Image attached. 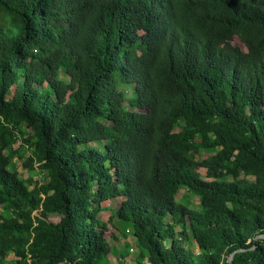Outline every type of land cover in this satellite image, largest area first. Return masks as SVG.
Wrapping results in <instances>:
<instances>
[{"label": "trees", "instance_id": "1", "mask_svg": "<svg viewBox=\"0 0 264 264\" xmlns=\"http://www.w3.org/2000/svg\"><path fill=\"white\" fill-rule=\"evenodd\" d=\"M117 199L147 264H264V0H0V258L111 264Z\"/></svg>", "mask_w": 264, "mask_h": 264}, {"label": "rangeland", "instance_id": "2", "mask_svg": "<svg viewBox=\"0 0 264 264\" xmlns=\"http://www.w3.org/2000/svg\"><path fill=\"white\" fill-rule=\"evenodd\" d=\"M233 45L240 47L242 50L246 51L244 44L241 42L238 36H234V40L232 42ZM141 54V51H138ZM63 81L68 82L69 78L66 76H61ZM132 88H128V96H132ZM13 91L10 92L9 96H11ZM8 96V97H9ZM15 149L17 150V154L14 158V161L11 165V170H15L19 172L24 179L31 180L33 186L38 184L46 183V173L41 170L38 164L33 167V170H30L29 166L26 165L28 158L32 155V148L24 145L20 140L15 144ZM215 152L213 150H205L201 149L195 152V157L197 161L201 162L207 159L208 157L214 155ZM233 166V164H232ZM231 166V170H232ZM231 170L227 172L226 179L231 181L232 175ZM200 172L203 176V179L206 181H210V179L206 176V169L200 168ZM248 180L254 182L253 177H249ZM177 201L185 204L190 209H198L199 208V198L194 194H187L184 190H181L180 194L177 196ZM120 202L122 199L107 201L103 203V211L100 213L99 218L108 223L106 238L109 245V256L108 259L111 264H139L141 261L144 264L148 263L146 259L148 257V253L145 249H143L138 241L133 237V231L129 225L123 223L119 220H114L111 225L109 223L110 217L115 213L118 209ZM6 212L2 210L0 207V216H5ZM176 231L179 232L180 229L176 227ZM183 246L189 247L187 242L182 243ZM127 256L125 257V254ZM230 257V256H229ZM229 259V258H228ZM16 257L14 254L10 253L4 258H0V264H12L16 262Z\"/></svg>", "mask_w": 264, "mask_h": 264}, {"label": "water", "instance_id": "3", "mask_svg": "<svg viewBox=\"0 0 264 264\" xmlns=\"http://www.w3.org/2000/svg\"><path fill=\"white\" fill-rule=\"evenodd\" d=\"M259 238L264 239V235H263V236H259ZM240 251H241V250H238V251H236L235 253L240 252ZM235 253H233V254L229 257V259H228V263H229V264H232L233 256H234Z\"/></svg>", "mask_w": 264, "mask_h": 264}, {"label": "crops", "instance_id": "4", "mask_svg": "<svg viewBox=\"0 0 264 264\" xmlns=\"http://www.w3.org/2000/svg\"><path fill=\"white\" fill-rule=\"evenodd\" d=\"M112 201V200H111Z\"/></svg>", "mask_w": 264, "mask_h": 264}]
</instances>
